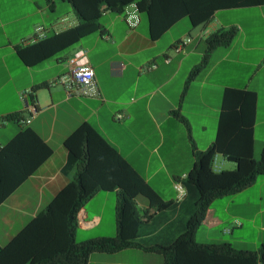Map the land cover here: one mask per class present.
<instances>
[{
    "label": "crops",
    "instance_id": "0c3cea01",
    "mask_svg": "<svg viewBox=\"0 0 264 264\" xmlns=\"http://www.w3.org/2000/svg\"><path fill=\"white\" fill-rule=\"evenodd\" d=\"M68 7L63 15L51 17L54 0H0V148L25 127L51 150L0 203V247L72 179L74 169L66 163L62 142L81 123L91 126L161 201L170 202L163 210H149L151 217L140 225L135 239L144 247L168 244L183 231L191 212L196 195L185 176L193 163L192 149L203 151L213 141L223 90L253 94V150L264 141V4L217 10L194 32L189 24L174 31L181 18L156 39L149 38L143 15L137 13V22L130 27L124 11H105L98 19L100 31L37 63L24 64L17 49L34 43L35 27H42L45 37L76 25ZM230 27L236 29L230 44L210 53L206 67L189 82L180 100L187 75L201 58L203 39ZM185 38L189 42L175 52L176 43ZM75 54L92 68L98 98L68 97L54 83L67 72V60ZM149 65L154 68L143 70ZM38 85L41 87L36 88ZM24 91L29 94L20 97ZM9 116L29 123H17L7 119ZM159 149L163 155L158 154ZM18 150H29L32 156L35 145L23 144ZM38 152L41 150L34 155ZM232 168L231 162L216 156L214 171ZM246 189L211 201L193 235L197 244L208 243L197 242L198 233L211 236L200 240L251 246L249 251L264 242V191ZM133 201L139 210L148 208L141 195ZM114 206L115 192H98L87 200L76 214V241L113 236ZM247 228L254 231L255 238L243 242ZM233 230L239 233L237 239L231 238ZM86 264H162V259L157 253L127 248L93 253Z\"/></svg>",
    "mask_w": 264,
    "mask_h": 264
},
{
    "label": "trees",
    "instance_id": "16d2710c",
    "mask_svg": "<svg viewBox=\"0 0 264 264\" xmlns=\"http://www.w3.org/2000/svg\"><path fill=\"white\" fill-rule=\"evenodd\" d=\"M50 2V0H45ZM70 6L76 25L53 33L18 48L24 64L37 63L76 43L90 33L100 31L102 12L122 13L134 4L136 12L146 18L148 36L158 38L179 19L185 18L190 29L206 25L217 10L263 5L264 0H64ZM236 34L233 27L217 29L203 39L201 58L189 71L187 85L203 70L210 53L230 44ZM36 88L41 85L35 86ZM32 102V98L29 97ZM253 94L225 89L221 94L213 141L203 151L192 149L193 163L185 182L195 192L192 209L183 231L165 245L149 247L135 242L140 225L151 217L149 210L160 211L163 202L127 165L118 153L87 123L79 124L63 140L67 162L74 174L15 236L0 247V264H86L93 253H114L127 248H140L157 253L162 264H264V242L255 251L237 250L228 243L197 244L195 230L202 225L211 201L231 196L251 186L257 176H264V141L258 159L253 158L251 136ZM178 117L177 113H173ZM185 126V121L178 117ZM7 119L20 123L17 116ZM35 145V153L20 152L23 144ZM22 144V145H21ZM37 149V150H36ZM33 150V149H32ZM51 153L29 128L20 130L0 148V203ZM220 155L234 168L214 171L212 160ZM115 192V233L76 241V214L83 204L98 192ZM146 198L148 208L139 210L134 198Z\"/></svg>",
    "mask_w": 264,
    "mask_h": 264
},
{
    "label": "built area",
    "instance_id": "2783aa9c",
    "mask_svg": "<svg viewBox=\"0 0 264 264\" xmlns=\"http://www.w3.org/2000/svg\"><path fill=\"white\" fill-rule=\"evenodd\" d=\"M124 21L130 27L135 26L137 22V12L134 4H130L124 8ZM35 36L33 41H38L42 39L43 28L37 26L34 28ZM189 42L188 38H185L176 43L174 46V51L179 52L183 45ZM164 62H167L165 60ZM67 72L60 77H58L54 83L61 85L64 89L65 94L70 97H81V98H98L99 93L97 90L96 82L94 79V73L92 68L84 61H82L81 56L75 54L67 60ZM154 65L145 66L143 70L153 69ZM29 91L21 92L20 97H26ZM30 111L33 112V108L30 107ZM116 119H120L117 115ZM20 123L28 124L29 121H20ZM216 163V156L213 157L212 166Z\"/></svg>",
    "mask_w": 264,
    "mask_h": 264
},
{
    "label": "rangeland",
    "instance_id": "374dc122",
    "mask_svg": "<svg viewBox=\"0 0 264 264\" xmlns=\"http://www.w3.org/2000/svg\"><path fill=\"white\" fill-rule=\"evenodd\" d=\"M54 8H55V11H54V13H49V15L52 17L53 15H55V16H58V15H63L64 13H65V8H69L68 7V5L66 4V3H61V1L60 0H54ZM181 23H179V25H177L178 27H175V29H174V31H178V30H180L181 28H182V25L183 24H185V25H187L188 24V22H187V20L184 18V19H182L181 21H180ZM191 32H194V30L192 29L191 30ZM261 147V146H260ZM260 147L259 146H257V147H255L254 148V150H253V158L254 159H258V155H259V151H260ZM163 150L162 149H159L158 150V154H160V155H163ZM138 163V162H137ZM135 164L136 165V167H138L139 168V163L138 164ZM233 165V164H232ZM137 168V169H138ZM233 169V168H232ZM255 183L253 184V186L252 187H248V189H246V190H251V191H257V190H261V191H264V176H257L256 177V179H255V181H254ZM158 189H160V190H158V191H163V188L162 187H160V186H158ZM212 204V203H211ZM200 230H202V229H200ZM233 232V236L231 237V238H238L239 237V233H237V230H233L232 231ZM245 236H247V238L246 239H243V242H246V241H252L254 238H255V233H254V231L253 230H251L250 228H247L245 231ZM245 236H242L243 238L245 237ZM77 237V236H76ZM203 237H211L210 236V234H208L207 236H202L201 237V235H199V233H198V237H197V239H195L197 242H199V243H201V242H208V243H206V244H209V241L208 240H200V239H205V238H203ZM214 238H217V234L215 235V233H214ZM75 240H77V239H75ZM196 243V242H195ZM233 245V248L234 249H237V250H249L250 248H251V246H237L236 244H232Z\"/></svg>",
    "mask_w": 264,
    "mask_h": 264
}]
</instances>
